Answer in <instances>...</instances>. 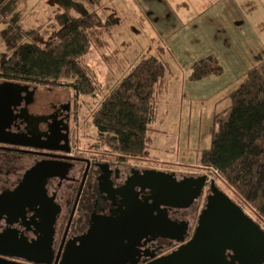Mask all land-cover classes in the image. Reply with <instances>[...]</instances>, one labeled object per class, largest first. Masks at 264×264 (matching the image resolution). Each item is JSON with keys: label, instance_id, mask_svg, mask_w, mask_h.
<instances>
[{"label": "rangeland", "instance_id": "obj_1", "mask_svg": "<svg viewBox=\"0 0 264 264\" xmlns=\"http://www.w3.org/2000/svg\"><path fill=\"white\" fill-rule=\"evenodd\" d=\"M210 1L0 0V64L21 43L51 42L60 27L58 14L65 21L80 19L89 13L98 14L104 24L102 35L96 36L86 58L95 74V94L77 96L66 82L58 89L38 86L37 98L41 102L71 100L72 128L79 139L78 147L81 150L90 145L98 147L93 112L141 58L158 57L167 65L168 73L152 123L150 156L124 158V165L141 171L155 169L174 173L180 180L207 175L205 191L195 201L200 202L198 210L189 211L184 217L193 227L192 233L205 207L212 180L264 229V222L249 204L217 173L199 162L201 153L211 145L215 115L219 112L225 118L228 116L229 111H225L229 106L228 95L245 80L249 69L264 61V0H213L221 3L214 8L219 17L198 18L210 9ZM222 3L226 8L220 9ZM207 53L218 56L225 73L223 78L219 77L224 83L213 95L211 80L198 85L187 79L193 63ZM98 149L102 159L117 161V155Z\"/></svg>", "mask_w": 264, "mask_h": 264}, {"label": "flooded vegetation", "instance_id": "obj_2", "mask_svg": "<svg viewBox=\"0 0 264 264\" xmlns=\"http://www.w3.org/2000/svg\"><path fill=\"white\" fill-rule=\"evenodd\" d=\"M14 83L24 87V90L13 100L9 129L1 133L0 138L10 142L31 143L35 147L0 143V193L14 189L28 170L43 162L58 170L56 175L47 177L43 198L47 211H44V216L37 214L35 217L34 212L25 211L23 216L14 217L10 223L3 218L0 220V233L14 228L19 231V237L23 233L28 242L40 241L42 245L51 238V253L48 247L47 252L43 250L50 264H59L64 254L69 255L74 264L84 260V256L91 260V243L97 240L105 243L110 236L107 230L113 224L121 231L132 230L134 243L132 250H129L132 256L124 264H146L169 254L192 238L193 227L184 217L189 211L198 210L200 202L195 203L198 199L189 208L162 206V211L155 209L152 214L150 210L155 207L156 201L149 198V191L137 193L133 189L137 183V171L141 170L124 165L122 160L102 159L101 151L96 146L90 145V148L83 150L78 147L79 139L72 128L74 118L71 100H49L47 96L48 101L41 102L40 97L37 98V85ZM1 164H4L3 167ZM140 204L147 206L150 212L147 216L143 214L144 218L139 209L136 211ZM159 216L164 218L166 228L160 229L158 233L168 234L171 239L156 236L150 225L147 229L151 230L140 239V221L147 220L148 224H154L153 218ZM169 228L171 232H168ZM0 257L30 264L24 259Z\"/></svg>", "mask_w": 264, "mask_h": 264}, {"label": "trees", "instance_id": "obj_3", "mask_svg": "<svg viewBox=\"0 0 264 264\" xmlns=\"http://www.w3.org/2000/svg\"><path fill=\"white\" fill-rule=\"evenodd\" d=\"M57 19L56 37L44 45L36 41L18 45L0 64V79L52 88L68 82L77 96H92L96 78L86 58L104 24L96 13L69 21L58 14ZM167 73V65L150 56L141 58L121 79L93 112L98 148L120 161L150 156L152 123ZM223 74L219 58L208 55L193 63L188 79L196 82ZM228 98V116L215 115L211 145L199 162L217 171L264 222V61L246 73Z\"/></svg>", "mask_w": 264, "mask_h": 264}, {"label": "water", "instance_id": "obj_4", "mask_svg": "<svg viewBox=\"0 0 264 264\" xmlns=\"http://www.w3.org/2000/svg\"><path fill=\"white\" fill-rule=\"evenodd\" d=\"M22 90L24 87H20L18 83L0 81V135L9 129L8 120L12 114L10 107L14 104L13 100L20 96ZM0 143L34 146L31 143L10 142L3 138H0ZM57 170V167L43 162L28 170L14 189L0 193V220L5 218L10 223L14 217L23 216L25 211L34 212L35 217L37 214L44 216V211H47L43 199L46 193L47 177L56 175ZM137 172V183L133 185V189L137 193L149 191V198L156 201L155 207L150 210L152 214L155 209L162 211V206L190 207L196 199L202 196L208 180L207 175L188 176L178 180L174 173L155 169ZM209 187L205 207L198 217L192 238L169 254L146 264H264V229L249 217L240 205L221 191L214 180L210 182ZM137 209L141 216L148 215L147 206L140 204V207H136V211ZM153 220L154 224L152 222L148 224L147 220L140 221L138 231L140 239L151 230L147 229L148 225L154 228L156 236L170 238L168 234L158 233L160 229L166 228L163 223L164 218L159 216ZM116 227L113 224L108 228L107 232L110 236L107 237L105 243L98 240L91 243L89 247L91 260L84 256V260H80L77 264L126 263V260L132 256L129 251L132 250L134 243L132 230L121 231ZM130 228H132L131 224ZM182 231L184 232V229ZM50 232L51 229H49ZM168 232H171L170 228ZM18 233L19 231L14 228L0 233V255L24 259L30 264H50L43 250L47 252V247L49 250L51 238H48L47 244L42 245L40 241L28 242L23 233L20 237ZM136 238L138 239L139 236ZM96 257L100 258L96 259ZM0 264L23 263L0 257ZM59 264L74 263L71 262L69 255L64 254Z\"/></svg>", "mask_w": 264, "mask_h": 264}, {"label": "crops", "instance_id": "obj_5", "mask_svg": "<svg viewBox=\"0 0 264 264\" xmlns=\"http://www.w3.org/2000/svg\"><path fill=\"white\" fill-rule=\"evenodd\" d=\"M221 3H215L213 0H211L209 3H208V5L210 6V9L209 10H207V11H205V13L204 14H202L201 16L199 15L198 16V18H201V19H206V20H208V19H210L211 17H215V18H218L219 16H218V13L215 11V9L214 8H216V7H218L219 5H220ZM223 4V3H222ZM221 8H226V5L225 4H223V6L222 7H220V9ZM214 9V10H213ZM208 55H215V54H213V53H207V54H205V56H208ZM216 56V55H215ZM216 57H218V56H216ZM137 64V63H136ZM135 64V65H136ZM134 65V66H135ZM224 65V64H223ZM133 66V67H134ZM132 67V68H133ZM225 67V66H224ZM253 68V67H252ZM250 70V69H249ZM188 73H189V71H188ZM187 73V74H188ZM225 74V73H224ZM223 76V75H222ZM222 76H220V78L222 77ZM185 78H186V76H185ZM219 77H214V76H211V77H209V78H206V79H204V80H201V81H196V83H198V85L199 84H205L207 81H212L211 82V87H212V89H211V95H213V94H215V93H217L219 90H220V87L222 86V83H224V81L222 80V79H220ZM223 78V77H222ZM188 79V78H187ZM189 80V79H188ZM193 82V81H192ZM209 93H210V91H209ZM208 94V93H207ZM187 96V95H186ZM164 160V159H163Z\"/></svg>", "mask_w": 264, "mask_h": 264}, {"label": "built area", "instance_id": "obj_6", "mask_svg": "<svg viewBox=\"0 0 264 264\" xmlns=\"http://www.w3.org/2000/svg\"><path fill=\"white\" fill-rule=\"evenodd\" d=\"M213 172H215V173H217V171H215V170H212Z\"/></svg>", "mask_w": 264, "mask_h": 264}, {"label": "bare ground", "instance_id": "obj_7", "mask_svg": "<svg viewBox=\"0 0 264 264\" xmlns=\"http://www.w3.org/2000/svg\"><path fill=\"white\" fill-rule=\"evenodd\" d=\"M221 188V187H220Z\"/></svg>", "mask_w": 264, "mask_h": 264}]
</instances>
